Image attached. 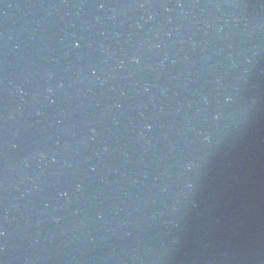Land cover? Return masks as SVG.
Here are the masks:
<instances>
[{
    "label": "water",
    "instance_id": "1",
    "mask_svg": "<svg viewBox=\"0 0 264 264\" xmlns=\"http://www.w3.org/2000/svg\"><path fill=\"white\" fill-rule=\"evenodd\" d=\"M0 264H264V0H0Z\"/></svg>",
    "mask_w": 264,
    "mask_h": 264
}]
</instances>
